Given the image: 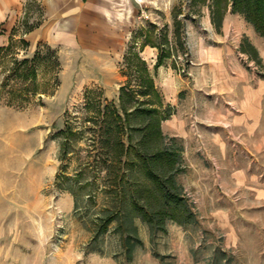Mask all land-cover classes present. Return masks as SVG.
I'll list each match as a JSON object with an SVG mask.
<instances>
[{"label": "rangeland", "instance_id": "374dc122", "mask_svg": "<svg viewBox=\"0 0 264 264\" xmlns=\"http://www.w3.org/2000/svg\"><path fill=\"white\" fill-rule=\"evenodd\" d=\"M45 4L29 0L19 13L12 50L18 58H32L39 48L44 52L38 73L43 93L11 102L1 85L12 68V57L0 59V264H264V113L257 130L246 138L243 132L241 137L227 132L218 138V124L209 131L205 122L198 124L199 129L186 123L190 89L208 80L193 63L201 58L203 46L228 38L241 51L242 65L252 82L264 83V59L259 49L246 34L234 30L239 24L225 29L232 5L217 14L222 26L213 24L212 29L209 21L214 0H110L111 11L105 12V19L112 28L107 33H117L121 43H107L98 51L81 42L39 43L29 34L30 44L25 46L22 40L27 27L45 22L50 15ZM95 6L96 0L84 4L82 18ZM234 14L243 17L242 25L255 29L242 14ZM95 23L87 21L89 26ZM149 35L171 54L156 71L159 48L148 44L142 51L163 105L156 96L152 100L172 115L162 121L163 137L147 142L179 150L182 171L176 175L177 181L196 214V221L187 224L166 219L165 230L158 232L140 207L160 213L163 220L173 215V207L165 205L164 195L138 161L135 147L117 172L93 162L98 153L93 136L101 124L89 121L100 102L118 105L123 85L134 91L141 88L139 74L130 72L125 56L130 49L132 53L140 51ZM246 42L256 47L258 58L242 50ZM50 52L57 55L59 66L49 57ZM96 58H113L112 68H98ZM195 70L199 83L191 76ZM207 107L206 99L199 109L204 121L217 109ZM141 121L136 113L131 125L137 127ZM67 122L78 134L71 135L70 153L62 158L65 135L60 131L66 129ZM90 124L93 129L82 132ZM127 131L134 143L143 136ZM121 176L122 197L116 193ZM121 206L126 227L136 226L141 240L130 261H125L118 221L94 238L99 217L106 209L116 211Z\"/></svg>", "mask_w": 264, "mask_h": 264}, {"label": "trees", "instance_id": "16d2710c", "mask_svg": "<svg viewBox=\"0 0 264 264\" xmlns=\"http://www.w3.org/2000/svg\"><path fill=\"white\" fill-rule=\"evenodd\" d=\"M203 1L207 2L208 0ZM214 2L215 9L212 12V22L217 28L222 26V21L217 17V14L227 12L229 6L232 5V12L242 14L249 23L254 25L256 31L264 37V0H214ZM34 28V25L27 27L25 33L32 31ZM17 30V28L13 29L10 43L7 46H0V59L9 55L12 57V68L8 70L9 74L1 85L4 91L8 92L11 102L29 100L36 94L43 93L40 92L38 73L41 61L45 60L44 52L39 48L32 58H18L17 53L12 52L16 40L14 35L17 34ZM22 41L25 46H29V42L25 38ZM148 44L159 48L157 63L155 64L156 71L171 57V54L166 52L161 45L153 42V38L150 35L149 37L147 36L140 51L132 53L130 49L129 52L131 53H128L125 59L130 72L139 74L142 83L140 84L141 88L138 91H134L123 85L120 89L121 93L118 105L115 102H106L104 104L100 102L97 106V113L89 121L94 124H101L93 136L95 147L98 149L93 162L106 165L109 171H111L109 167H113L117 172L125 164L130 148L135 147L138 161L143 162L147 168L148 176L164 195L166 200L164 202L165 205L173 207V215L167 216L169 214L168 210L163 211L167 216L164 217V220L159 217L160 213L153 211L151 208L147 206L140 207L154 232H158L165 230L166 219H173L180 224H187L196 221V214L177 181L176 175L182 171L179 164L181 159L179 150L166 146L153 147L151 143L147 142V139L155 140L163 137L161 129L162 121L172 115L171 110L163 111L162 107L155 105L152 100L154 96L160 100L161 95L155 82V76L141 54ZM245 45H243L242 50L246 53L253 52L258 58L259 53L256 47L249 42H246ZM49 57L56 63V66H59V59L54 52H50ZM159 103V105H163L162 99ZM88 104H90L89 99H87V108H89ZM136 113L140 114L142 121L137 127H133L131 119ZM86 129H93V125H86V128L81 130L85 132ZM128 129L142 133V138L137 143H134L133 137L129 136ZM60 133L65 135V138L61 142V157L64 158L71 150V135L75 137L78 131H75L71 123L67 122L66 129H63ZM113 138H116L115 141H113ZM127 142H129L128 145ZM111 144L115 145L111 146ZM111 147L116 149L115 153ZM166 167H168L167 172ZM116 184H118L116 193L122 197L125 194L124 177L121 176L117 179ZM122 208L123 206L116 211H112L111 208L105 210L104 215L99 217L94 238L98 239L109 230V226L113 222L118 221V230L122 234L125 261H130L133 258L135 248L141 243V240L136 226L132 225L130 227L131 230L126 227L121 217L123 213Z\"/></svg>", "mask_w": 264, "mask_h": 264}, {"label": "crops", "instance_id": "0c3cea01", "mask_svg": "<svg viewBox=\"0 0 264 264\" xmlns=\"http://www.w3.org/2000/svg\"><path fill=\"white\" fill-rule=\"evenodd\" d=\"M29 0H0V46L10 43L12 31L19 28L18 18ZM43 6H44V0ZM94 0H52L45 4V10L49 12V17L45 22L39 23L35 28L26 33L31 35L32 39L39 43H61L68 42L75 45L77 42L92 44L96 50H104L105 44H120L121 39L118 34H109L107 29L112 27L105 19V12L111 11L109 8L110 0H96L94 11L88 12L85 19L81 16V9L86 3H93ZM88 11V10H85ZM113 12V11H112ZM91 15V16H90ZM69 18V20L67 19ZM240 15L229 13L225 18V29L231 24H239L235 31L246 34L251 42L259 49L264 59V37L257 35L253 27L243 24ZM93 19L97 21L96 25H87V21ZM244 20V19H243ZM211 28L213 23L210 18ZM244 22V21H243ZM113 30V29H112ZM17 33V32H16ZM80 37H79V36ZM113 36V37H111ZM17 38V34L14 35ZM79 37V40H78ZM82 37V38H81ZM223 43L208 44L203 46L201 58H193L195 66L198 64L201 76L208 75V80L201 81L195 89L189 91V111L186 117V123L191 124L192 128L199 129V123L205 122L207 128L211 131V126L218 124V138L224 133H231L234 137H243L257 130L261 123L264 113V83L252 82L251 75L243 67L241 62L242 53L237 50L238 46L223 39ZM92 48V47H91ZM195 57V49L191 47ZM142 54V53H141ZM143 58L147 60L142 54ZM113 58H96L95 65L98 68H112ZM109 62V63H108ZM206 73V74H205ZM205 74V75H204ZM197 70L191 75L197 83ZM208 101V107H216L212 117L205 121L199 117V109ZM207 107V108H208ZM178 119L173 121V125L178 124ZM195 125H197L195 127ZM216 135V133H213ZM225 134V135H226ZM207 136V135H204ZM201 137V136H200ZM207 138H209L207 136Z\"/></svg>", "mask_w": 264, "mask_h": 264}]
</instances>
